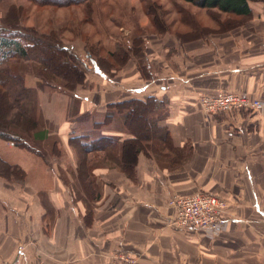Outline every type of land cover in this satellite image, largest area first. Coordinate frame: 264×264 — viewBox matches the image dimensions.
Returning <instances> with one entry per match:
<instances>
[{
	"label": "crops",
	"instance_id": "crops-1",
	"mask_svg": "<svg viewBox=\"0 0 264 264\" xmlns=\"http://www.w3.org/2000/svg\"><path fill=\"white\" fill-rule=\"evenodd\" d=\"M263 6L223 35L180 44L146 37L152 80L129 61L111 77L87 74L73 95L37 91L47 138L34 150L0 140V159L24 174L0 177V264H108L119 251L137 264H264V107L210 115L199 104L202 94L242 92L264 106ZM148 96L164 102L148 118L167 142L162 133L143 141L129 177L122 144L136 133L107 106ZM72 135L109 142L86 153L88 177ZM196 192L226 202L227 224L210 240L171 224L167 201Z\"/></svg>",
	"mask_w": 264,
	"mask_h": 264
},
{
	"label": "trees",
	"instance_id": "trees-1",
	"mask_svg": "<svg viewBox=\"0 0 264 264\" xmlns=\"http://www.w3.org/2000/svg\"><path fill=\"white\" fill-rule=\"evenodd\" d=\"M15 1L17 0H0V4H4L6 8L0 18V139L16 147L34 150L30 143L34 140L43 141L47 138V131L41 128L35 115L37 91L51 88V90L73 95L76 89L83 85L89 70L111 77L129 61H133L141 75L149 80H152V73L158 70L157 65L147 59L144 51L145 42L139 34L120 38L113 37L115 44L109 50L99 41L96 48L90 47L87 44L89 35L79 33L78 37L85 40L86 43L83 50L86 61L91 64L88 68L80 62V57L72 47L63 45V39L59 36V33L64 30L63 27L54 29L49 26V30L42 31L35 27L23 26L22 7L15 4ZM25 1L34 5L67 6L74 4L81 11L89 26H93V13L98 6L93 3V0ZM170 1L185 2L206 12L216 11L231 18V20L218 25L224 26L223 31L240 27L252 19L250 2H264V0ZM120 18L122 22L118 24L114 22L115 26L118 28L128 27L124 15H120ZM163 29L167 30L166 26L163 25ZM69 32L73 33L74 29L70 28ZM27 79L30 80V83H27ZM39 83H43V86ZM163 105L162 100L148 96L107 106L117 114L124 116L127 129H130L133 134L136 133L135 138L127 139L122 144V167L129 177L134 176L135 155L139 151H144L143 141H150L151 138L162 133L163 141L167 142L164 131L161 132L162 130L157 129V126L151 125L148 118L152 113L161 110ZM111 116L110 113L105 115V124L110 122ZM84 139L72 135L69 142L77 150L80 176L88 177L85 170L86 153L91 151L90 149H98L109 142L103 140V143L100 139L86 142ZM123 154L124 156L126 154L127 158H124ZM23 175L22 170L0 159V177L21 180Z\"/></svg>",
	"mask_w": 264,
	"mask_h": 264
},
{
	"label": "rangeland",
	"instance_id": "rangeland-1",
	"mask_svg": "<svg viewBox=\"0 0 264 264\" xmlns=\"http://www.w3.org/2000/svg\"><path fill=\"white\" fill-rule=\"evenodd\" d=\"M15 2V4H19L22 7L23 26L35 27L42 31L49 30V26H52L54 29L63 27L64 30L59 33V36L63 39V45L72 47L73 51L80 57V62L84 63L88 68H90L91 64L86 61L83 50L86 43L85 40L78 37L79 33L89 35L87 44L90 45V47L96 48L95 46L98 45L99 41L101 44H104L107 49L111 50L115 44V39H113V37L120 38L122 36H136V34H139L144 42H146L145 38L150 36L153 40H155L156 37L158 39L165 37V40L172 39L176 41L177 44H180L223 35L237 28L247 26L251 21L245 22L240 27L223 31L225 29L224 26L218 25L222 24L224 21L231 20V18L221 15L216 11L206 12L205 10L181 1L148 0L141 2L139 0H93V3L98 6L93 13V26H89L81 11L74 4L54 6L34 5L25 0H17ZM262 3L264 4L263 1H252L250 2V6L252 8L253 5ZM261 9L264 11V6L261 7ZM5 10V5L0 4V18H2ZM120 15H124L128 27L123 26L122 28H118L115 26V23L118 24L122 22ZM157 22L159 23L158 25L156 24ZM163 25L166 26L167 30L163 29ZM70 28L74 29L73 33L69 32ZM76 31L77 33H75ZM171 51L172 49H167L165 55L167 53L168 57ZM101 55L104 56L103 53H101ZM123 67L124 66L119 70ZM89 73H93V71L89 70L87 74ZM116 73L117 71L114 75H116ZM27 83H30V80L27 79ZM42 84L43 83H39V85L43 86ZM208 95L210 94H202L201 97ZM36 115L38 117V114ZM45 147L50 146L48 145ZM2 157H5V155L2 154ZM223 217L226 220L225 212H223ZM174 218L171 224L177 231L196 232L208 240L221 233L219 232L218 234L212 235L202 228L180 227L176 223V217ZM124 253L129 254L127 252ZM129 255L134 257L135 264H137L138 258H135V256L131 254Z\"/></svg>",
	"mask_w": 264,
	"mask_h": 264
},
{
	"label": "built area",
	"instance_id": "built-area-1",
	"mask_svg": "<svg viewBox=\"0 0 264 264\" xmlns=\"http://www.w3.org/2000/svg\"><path fill=\"white\" fill-rule=\"evenodd\" d=\"M199 104L202 110L210 115L247 110L255 112L264 107L259 100L250 98L242 92H220L200 96ZM167 205L175 210L176 223L180 227L202 228L215 235L227 224L223 217L224 209H226L225 200L205 192L174 197L167 201ZM18 250L21 252L22 246ZM18 260L19 258H16L11 264H19ZM108 264H135V260L134 257L120 251L110 256Z\"/></svg>",
	"mask_w": 264,
	"mask_h": 264
}]
</instances>
